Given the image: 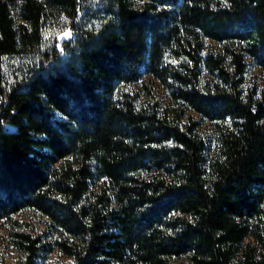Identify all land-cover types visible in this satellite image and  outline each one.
I'll list each match as a JSON object with an SVG mask.
<instances>
[{"label":"trees","instance_id":"16d2710c","mask_svg":"<svg viewBox=\"0 0 264 264\" xmlns=\"http://www.w3.org/2000/svg\"><path fill=\"white\" fill-rule=\"evenodd\" d=\"M6 250L264 264V0H0Z\"/></svg>","mask_w":264,"mask_h":264},{"label":"rangeland","instance_id":"374dc122","mask_svg":"<svg viewBox=\"0 0 264 264\" xmlns=\"http://www.w3.org/2000/svg\"><path fill=\"white\" fill-rule=\"evenodd\" d=\"M249 74L248 76H252L254 73H259V69L257 67H253L250 66L249 68ZM38 221V219L36 218V222ZM39 226L40 224L37 223ZM41 227V226H40ZM5 264H17V255L13 250H6L5 253ZM63 258L58 256L57 254H53L51 257L49 258H45L44 261L41 264H60L63 262Z\"/></svg>","mask_w":264,"mask_h":264},{"label":"snow or ice","instance_id":"6c2138e0","mask_svg":"<svg viewBox=\"0 0 264 264\" xmlns=\"http://www.w3.org/2000/svg\"><path fill=\"white\" fill-rule=\"evenodd\" d=\"M71 36V32L68 30H65L62 32L59 36V39L69 38Z\"/></svg>","mask_w":264,"mask_h":264}]
</instances>
